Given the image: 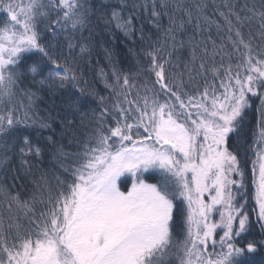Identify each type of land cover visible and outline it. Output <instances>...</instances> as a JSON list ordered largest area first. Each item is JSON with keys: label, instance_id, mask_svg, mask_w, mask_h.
I'll return each mask as SVG.
<instances>
[{"label": "snow or ice", "instance_id": "snow-or-ice-1", "mask_svg": "<svg viewBox=\"0 0 264 264\" xmlns=\"http://www.w3.org/2000/svg\"><path fill=\"white\" fill-rule=\"evenodd\" d=\"M0 173V264H264V0H0Z\"/></svg>", "mask_w": 264, "mask_h": 264}, {"label": "trees", "instance_id": "trees-1", "mask_svg": "<svg viewBox=\"0 0 264 264\" xmlns=\"http://www.w3.org/2000/svg\"><path fill=\"white\" fill-rule=\"evenodd\" d=\"M94 48L95 50L93 53V60L95 61L98 59L100 61V66L105 67L106 70H107L106 66L108 65L109 61L104 52L105 48L111 49L112 61L116 62L118 66L123 68L125 71H128L130 69L134 71L137 66V57L135 53L139 52L140 45L138 43L134 44L129 41H124L122 36L120 40H114L111 36L106 35L104 33H100L94 39ZM130 48L133 49V52L131 53L129 52ZM86 78L90 81L94 80L91 70L89 71L88 76ZM98 88L102 90L103 84H99ZM101 94L107 95V93L103 91ZM59 105H60V100L58 99L57 96L45 97L44 103L40 104L39 106L38 114L41 117L48 116L49 114H51L52 117H56ZM57 131L59 133V129ZM48 134H49L48 131L44 130V135L47 136ZM57 168L58 165H56L55 157L49 155L46 158L45 164L41 166V171L47 172L51 176L58 174ZM13 174L14 173L9 174L8 183H12L10 176ZM21 175H23V173H21ZM158 178L159 177H157V179ZM248 178H250V173ZM4 179H5L4 174L0 173V183H2ZM38 179H39V173H37L35 177L29 176L26 179L18 180L16 182L15 191L21 193L25 192L26 190L31 191L33 188V181ZM150 182H154V181H150Z\"/></svg>", "mask_w": 264, "mask_h": 264}]
</instances>
